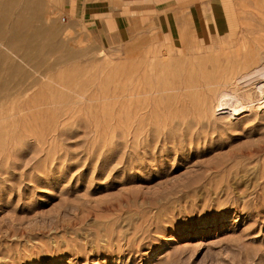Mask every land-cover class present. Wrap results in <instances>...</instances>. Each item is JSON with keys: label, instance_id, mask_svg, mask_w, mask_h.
Masks as SVG:
<instances>
[{"label": "rangeland", "instance_id": "rangeland-1", "mask_svg": "<svg viewBox=\"0 0 264 264\" xmlns=\"http://www.w3.org/2000/svg\"><path fill=\"white\" fill-rule=\"evenodd\" d=\"M36 1L34 22L0 2V61L47 64L69 100L47 154L28 138L5 158L0 119V264H264V81L240 68L264 0H233L223 37L142 23L105 46ZM26 95L1 90L0 112Z\"/></svg>", "mask_w": 264, "mask_h": 264}, {"label": "crops", "instance_id": "crops-1", "mask_svg": "<svg viewBox=\"0 0 264 264\" xmlns=\"http://www.w3.org/2000/svg\"><path fill=\"white\" fill-rule=\"evenodd\" d=\"M34 22L36 0H0ZM43 10L52 2L59 15L78 20L91 39L105 46L128 28L146 23L177 33L181 29L195 38L223 37L237 31L233 0H41ZM23 16V17H24ZM3 20V18H2ZM12 29L10 33H15ZM13 38V37H12ZM8 37L7 40L12 39Z\"/></svg>", "mask_w": 264, "mask_h": 264}, {"label": "bare ground", "instance_id": "bare-ground-1", "mask_svg": "<svg viewBox=\"0 0 264 264\" xmlns=\"http://www.w3.org/2000/svg\"><path fill=\"white\" fill-rule=\"evenodd\" d=\"M3 46H5L3 47L4 49L9 50V52L7 51L9 55H14L15 52H12L13 49L9 45ZM14 56H17V54ZM248 57L249 58L246 59L245 62H241L240 64V68L243 70L242 72L245 73L243 76L252 74L250 79L257 82L264 81V69H259V66L261 67V64L264 63V41H258V45ZM24 61L28 66L35 69L33 76H29L28 73L21 72L22 70L20 67L18 65H14L13 62H9V64L6 65L0 61V91H4L11 86H17L21 87L25 90V92H27L25 99L17 108H13L12 111L7 113L0 112V119L6 120L4 122L5 124H2L1 126L6 128L9 126L10 129L7 131V133L11 130L9 132L10 138L7 141L8 145H6L7 153L5 154V158H8L11 153H15L17 145H23L28 138L33 140L35 144L40 145V152H45V154H47L49 148L47 145L50 140V134L53 130L57 131V128L55 129L56 122L53 120L50 121V118H59L63 115L61 109L51 110L50 106L51 104H55L57 102L69 100L68 97L65 98L64 94L51 87L50 83L48 82V73L50 67L47 64H44L43 62H37L36 60L33 61L32 57L29 56H27ZM16 71L18 75L14 76V72ZM36 73L39 74L38 78L35 76ZM262 91L264 92V84L262 85ZM52 93H55L56 96L51 97ZM72 101H74V99H72ZM219 106H223V104H220ZM86 111L88 113L95 112L93 108H87ZM79 112H82V110ZM110 118L112 117L110 116ZM59 131L60 129L58 132Z\"/></svg>", "mask_w": 264, "mask_h": 264}]
</instances>
